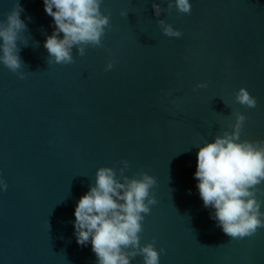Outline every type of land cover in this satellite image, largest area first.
Here are the masks:
<instances>
[{"label": "water", "instance_id": "obj_1", "mask_svg": "<svg viewBox=\"0 0 264 264\" xmlns=\"http://www.w3.org/2000/svg\"><path fill=\"white\" fill-rule=\"evenodd\" d=\"M16 2L0 0V21ZM18 2L23 78L0 64V264H96L91 245L76 243L73 209L97 168L125 160V175L156 180L139 236L159 264H264V232L224 234L193 177L198 146L231 131L236 112L240 139L264 140V0H190L187 14L169 0H102L101 45L73 48L68 64L47 62L53 22L42 0ZM159 20L181 36L164 35ZM241 87L254 108L235 101ZM256 198L264 218V186Z\"/></svg>", "mask_w": 264, "mask_h": 264}, {"label": "clouds", "instance_id": "obj_2", "mask_svg": "<svg viewBox=\"0 0 264 264\" xmlns=\"http://www.w3.org/2000/svg\"><path fill=\"white\" fill-rule=\"evenodd\" d=\"M102 0H42L46 15L52 18L53 30L45 37L43 47L48 53L47 62L68 64L73 61V48L78 55L85 54L86 46L99 47L109 16L100 10ZM178 12H190V0H169L168 7ZM156 17L161 7L152 4ZM23 11L18 0L0 21V64L17 73L22 63L17 41L25 30L20 18ZM121 15H126L122 12ZM161 31L168 37H180L181 32L163 20L158 21ZM113 62L105 64L111 70ZM197 88L206 87L198 83ZM235 101L254 108L256 100L241 87ZM245 116L235 113L231 131H223L198 146L193 177L203 207L210 208L209 218L231 238L254 239L264 232L261 204L256 198L259 186H264V140H241L240 132ZM118 170L99 167L94 184L76 201L72 226L76 243L91 245L96 264H131L140 255L143 264H159V253L152 243L140 244L144 215L156 203L150 189L156 184L153 176L140 172L137 176L125 175L128 162L121 161ZM117 171L119 175H117ZM7 185L0 179V191ZM163 251V249H161Z\"/></svg>", "mask_w": 264, "mask_h": 264}]
</instances>
